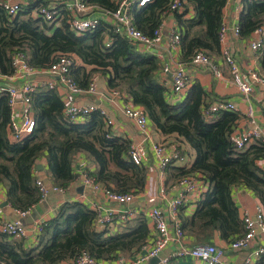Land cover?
<instances>
[{
  "label": "trees",
  "instance_id": "1",
  "mask_svg": "<svg viewBox=\"0 0 264 264\" xmlns=\"http://www.w3.org/2000/svg\"><path fill=\"white\" fill-rule=\"evenodd\" d=\"M87 1L105 13L113 12L118 2ZM48 2L33 0L15 15L0 6V73L13 74L11 61L16 52L27 54L29 63L37 69L47 68L60 55L75 56L70 74L82 89L88 87L93 75L100 73L108 88L124 92L134 105L144 109L158 132L179 138L193 150L194 159L189 165L171 166V163L167 167L172 169L175 182L199 174L208 184L190 216L183 215L184 205L179 207L184 235L209 230L227 243L243 235L245 225L232 188L240 186L251 191L264 210V169L258 164L264 159V140L255 139L236 148L229 135L240 116L232 111H219L206 119L202 109L212 99L199 82H193L180 101L171 102L155 55L139 51L126 37L114 32L105 19L92 32L74 34L68 29L63 4L57 7L60 16L53 25L31 14L32 9ZM171 2L151 0L144 6L133 5L134 26L152 35ZM226 3L227 0H185L183 11L174 12L180 30L182 62L190 61L199 50L219 53L218 34ZM241 4L239 36L247 38L264 27V0H241ZM189 10L192 12L187 17ZM258 54L260 72L264 74V44ZM76 56L82 64L76 62ZM64 108L65 103L55 88H37L31 94L35 128L24 140L14 142L8 136L11 107L7 94L0 93V185L4 186L10 206L28 211L40 202L35 166L42 157L52 185L58 189L66 190L77 180L74 160L83 154L96 166L90 174L105 188L121 193L143 191L148 169L131 159V140L115 134L97 111L81 121H70ZM93 221V209L81 202L66 201L41 225L34 247H25L23 240L0 231V264H59L73 261L82 252L97 260L130 257L151 237L143 214L134 219L133 227L109 235H105L106 231L90 229ZM202 243L207 242L198 244ZM256 264H264V255Z\"/></svg>",
  "mask_w": 264,
  "mask_h": 264
},
{
  "label": "built area",
  "instance_id": "2",
  "mask_svg": "<svg viewBox=\"0 0 264 264\" xmlns=\"http://www.w3.org/2000/svg\"><path fill=\"white\" fill-rule=\"evenodd\" d=\"M33 0H0V6L10 15H15L22 7L28 6ZM151 0H118L117 7L111 13L101 12L95 6L88 3L87 0H50L48 4L40 5L32 9L31 14L34 17L42 18L46 23L53 25L60 14L57 7L60 4L66 9L68 29L76 35L86 32H92L100 26V21L113 26L114 32L123 35L133 43L139 51L148 52L156 56L160 63V74L166 79L168 88V97L171 102L173 98L180 99L191 85L189 68L208 70L217 79L223 78L222 66L228 68L231 73V80L237 87L239 93L248 99L253 89V84H264V74L252 70L249 75H244L235 57L226 46V39L229 33L239 37V27L236 24L230 27L225 21L219 30V53L214 55L204 50L196 51L190 61H177L172 57V51L179 49L180 30L177 22L169 26V17L174 16V12L183 11V2L185 0H172L167 11L155 28L152 35H146L138 30L132 21L131 9L133 5L144 6ZM229 1V0H227ZM241 7V0H238ZM191 11L185 15L188 17ZM166 30V32H164ZM256 36L248 43L251 54L259 52L264 44V27H259L254 31ZM106 45H109V39L106 38ZM74 56L60 55L47 68L37 69L29 61L27 54L16 52L12 56V66L14 72L10 76L0 73V79L3 77H12L18 84L0 85V93H6L8 104L11 107L10 120L8 123V136L11 141L21 142L28 137L35 128L34 118L31 112V94L39 87L48 89L63 87L70 95L78 96L84 93L98 94V75H93L89 81L88 87L82 89L70 74L71 64ZM43 73L46 75L44 81L36 80L35 75ZM170 79V81L168 80ZM118 100H121V110L123 115L132 122L137 132L141 135L139 142L131 141L130 156L134 163L145 165L149 160L148 151H152L156 162L157 171L160 177L159 192L163 194L164 177L166 168L173 162H184L186 155L181 149L172 147L164 142H158L152 139L149 132L150 121L140 106L134 105L127 95L118 89H108L104 92ZM18 111V112H17ZM97 111L103 118L107 126H113L114 121L109 112L96 103H69L65 105L64 114L70 121H81L90 113ZM219 111H232L241 117L239 107L231 100L218 99L210 101L202 109L203 116L208 119ZM247 115L249 124L243 130L234 127L230 132L229 138L236 148H242L246 143L255 139H263L261 130L253 118L252 107H248ZM148 176V173H147ZM148 178V177H147ZM77 180L88 190L102 194L107 200L117 204H126L131 202L137 193L129 191L125 193L105 188L99 183L90 172L84 170L78 173ZM176 184L180 188L178 194L168 204V214L159 206H152L146 215L154 227L152 242L149 246L143 245L140 251L134 255L119 256L111 260H97L90 257L86 252L78 255L70 264H143L150 258L157 257L154 264H170L172 259L180 257H191L202 264H228L224 260V249L213 243H202L193 246H185L182 241L184 231L181 227L179 217V207L184 205L185 201L191 195H200L208 187V184L199 174L185 176L177 180ZM37 188L41 194L40 201L44 200L51 191H62L56 186L47 185L41 179L36 180ZM198 200V199H197ZM94 223L104 229V231L113 226L117 221L125 222L134 216V211H115L111 208L93 205ZM31 210L19 211L16 213L24 218ZM138 216V215H137ZM116 217V218H115ZM245 233L231 240L228 248L232 250H245L256 241V231L258 230L264 240V210L260 205L256 208L254 216L245 213L243 215ZM47 220L40 221L33 226L32 233L37 237L41 231V225ZM0 231L16 239H23L28 236L29 229L19 219L1 220ZM170 240H176L180 243L179 248L169 255H161V251L167 246ZM262 240V241H263ZM264 255V243L252 246L247 255L244 256L241 264H255V261Z\"/></svg>",
  "mask_w": 264,
  "mask_h": 264
},
{
  "label": "crops",
  "instance_id": "3",
  "mask_svg": "<svg viewBox=\"0 0 264 264\" xmlns=\"http://www.w3.org/2000/svg\"><path fill=\"white\" fill-rule=\"evenodd\" d=\"M242 7V6H241ZM240 3L238 0H229L222 9V18L230 27L238 24L239 13L241 10ZM192 12V10H189ZM190 15V14H189ZM176 19L169 17V26L175 24ZM166 32V30L164 31ZM256 36L255 32H252L249 37L242 38L236 37L232 33H229L226 39V46L229 48L232 55L235 57V60L239 64L244 75H249L250 71H261V65L259 62V54H251L248 48L249 41ZM75 57V56H74ZM172 57L181 61V50L175 49L172 51ZM78 64H82L81 60L76 56L75 58ZM189 75L191 78V84L193 82H199L203 87L205 92L208 94V98L212 101L218 99H227L231 100L239 107L241 111V117L238 119L236 128L243 130L248 126L249 118L247 115L248 107H252L253 118L255 119L257 125L259 126L263 139H264V84H253L252 92L249 95L248 99H245L238 91L235 84L232 82L231 73L227 67L222 66L223 78L217 79L213 74L208 70H199L189 68ZM261 73V72H260ZM98 75V94H88L84 93L78 96L70 95L63 87L57 86L55 89L58 92L60 98L64 101L65 105L73 103H96L100 107L105 108L111 118H113L114 124L112 130L115 134L128 138L131 141L139 142L141 140V135L137 132L136 128L133 126L132 122L129 121L122 113L121 110V100L116 99L104 92H108V87L106 84V79L100 73ZM36 80L44 81L46 75L43 73H38L35 75ZM170 81V79H168ZM3 84H18L17 80L12 77H3L0 79V85ZM184 97V96H183ZM180 99L173 98L172 101H180ZM18 112V111H17ZM149 132L153 140L158 142H164L171 145L172 147L179 148L183 150V153L186 155L184 162H173L171 166H183L189 165L194 159L193 150L183 143L179 138L170 135L166 136L158 132L150 123ZM149 160L146 164L148 169V178L147 184L143 191L137 193L134 199L126 204H117L115 202L107 200L102 194L95 193L87 188L78 181H74L71 185L62 191H51L46 196V198L40 201L35 206V212L31 210L28 214L29 217H20L16 210H14L10 204L6 201L5 189L3 185H0V204L7 202L6 205L0 206V217L1 220H15L19 219L27 228L29 229L28 236L23 238V244L25 247H34L37 243V236L32 233L33 226L44 220H49L55 215L60 205L63 202H81L86 204L90 209H93V205L102 206L103 208H111L115 211H134L135 214L130 219L125 222L117 221L109 229L107 228L105 235L118 233L124 231L135 225L134 219L139 215V213H146L149 208L152 206L161 207L168 214V204L169 202L178 194L180 188L175 182L174 177H172V169H166L164 177V190L163 194L159 192L161 186H159L160 177L157 171V162L152 154V151H148ZM258 164L264 169V159L259 160ZM36 165H42V168H35L38 178L47 185H52L51 178L47 171L46 160L44 157L37 160ZM170 166V167H171ZM95 164L85 157L83 154H78L74 160V169L76 172L80 173L81 171L93 172L95 170ZM233 199L239 209L241 217L245 213H249L254 216L255 210L258 206L261 205L259 199L249 190L236 186L232 188ZM200 195H191L184 203L182 213L184 216H190L195 207L196 201L199 199ZM147 218L148 226L150 228L151 237L148 239L146 246H149L153 239L154 227ZM116 218V217H115ZM90 229H96L98 231H104L101 227H98L94 223H90ZM32 229V230H31ZM260 235L259 231H256V241L252 246L256 244H263L264 240ZM213 243L224 249V260L228 264H241L245 255L248 254L251 247L245 250H232L228 248V243L223 241L218 234L205 230L200 233H185L183 238V245L193 246L197 245L199 242ZM180 243L176 240H170L167 246L161 251L160 256L169 255L172 252H175L179 248ZM140 251V250H139ZM138 252V251H137ZM135 254V253H134ZM154 259L150 258L147 262L143 264H152ZM258 260L255 261V264ZM71 261L61 262L59 264H70ZM202 264L201 262L191 258V257H180L177 259H172L171 264Z\"/></svg>",
  "mask_w": 264,
  "mask_h": 264
},
{
  "label": "water",
  "instance_id": "4",
  "mask_svg": "<svg viewBox=\"0 0 264 264\" xmlns=\"http://www.w3.org/2000/svg\"><path fill=\"white\" fill-rule=\"evenodd\" d=\"M35 168H36V169H37V168H40V169H41V168H42V165H36ZM6 203H7V202L5 201V202H3L2 204H0V206H4V205H6ZM32 211H33V213H34V212H35V208H33ZM26 217L28 218L29 215H27ZM152 259H154V261H153L152 264H154V263L158 260L157 257H154V258H152Z\"/></svg>",
  "mask_w": 264,
  "mask_h": 264
}]
</instances>
